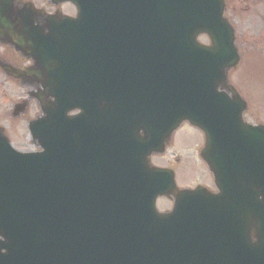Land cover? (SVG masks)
<instances>
[{
	"label": "water",
	"instance_id": "water-1",
	"mask_svg": "<svg viewBox=\"0 0 264 264\" xmlns=\"http://www.w3.org/2000/svg\"><path fill=\"white\" fill-rule=\"evenodd\" d=\"M107 3L119 16L116 47L101 50L102 36L93 37L86 81L85 62L72 58L75 72L59 71L61 36L50 19L0 0V42L33 60L2 68L36 88L43 113L30 123L40 153L15 151L0 129V264H264V125L243 121L246 102L228 81L240 58L224 0H93L92 12ZM72 109L78 116L68 117ZM184 120L203 131L216 199L234 216L229 226L215 215L190 222L172 239L162 216L123 215L142 212L147 196L152 207L158 194L181 193L171 175L158 182L162 170L152 169L148 185L132 166L149 168L148 156ZM113 142L126 176L106 169Z\"/></svg>",
	"mask_w": 264,
	"mask_h": 264
},
{
	"label": "rangeland",
	"instance_id": "rangeland-1",
	"mask_svg": "<svg viewBox=\"0 0 264 264\" xmlns=\"http://www.w3.org/2000/svg\"><path fill=\"white\" fill-rule=\"evenodd\" d=\"M254 1L257 4L253 6L252 15H250L251 11H249L250 16L247 20L244 17L245 13L238 8L245 7L249 0H240L239 3L235 2V9L233 0H228V6L225 11L229 21L235 24L237 44L245 57V62L242 63L244 65H241L237 70V74L233 71L229 72V81L235 84L239 93L246 99L248 108L243 116L248 123L264 122V4L260 0ZM65 10L71 12V14L73 13L72 8L65 7ZM255 38L260 43L259 45ZM198 40L202 43L208 42L206 36H199ZM0 55L11 61L14 60L12 53L1 44ZM15 60L17 61L16 64H23L19 62L18 58ZM32 89L20 85L18 81L6 77L0 71V125L5 127L4 133L8 136L11 143L20 150L34 149V146L29 142L25 124L30 118L40 115V111L33 99L29 101L28 108L19 117H11L10 111L13 104L23 98H27V92ZM202 144L203 134L189 125L182 126L174 133L165 155L167 158L173 157L180 161V164H177V166L179 165L177 167V178L181 183L210 182L207 170L196 157ZM194 147L196 148L194 149ZM155 158L153 159L154 162L163 163L165 161L160 157ZM187 171H190L188 175L186 174Z\"/></svg>",
	"mask_w": 264,
	"mask_h": 264
},
{
	"label": "flooded vegetation",
	"instance_id": "flooded-vegetation-1",
	"mask_svg": "<svg viewBox=\"0 0 264 264\" xmlns=\"http://www.w3.org/2000/svg\"><path fill=\"white\" fill-rule=\"evenodd\" d=\"M32 1H33V3L35 4V6L44 8V10L46 11V14H52V13H54V12H61V13L65 14V15H72L71 12H68V11L65 10V7L71 8V6L68 5L67 3H61V4H57V5H51L50 3H48V2H44V1H41V0H32ZM239 1H240V0H233V2H234V9L236 8V6H235V2H238V3H239ZM245 1H247V0H245ZM260 1H261L262 4H264V0H260ZM38 3H39V4H38ZM254 4H257V2L254 1V0H249V2L246 4L247 6L245 5V7H239V8H238V9H241L242 12L245 13V16H244V17L246 18L245 20H247L248 17H249L250 15H252ZM239 5H240V4H239ZM249 11H251V14H250V15H249ZM234 25H235V24H234ZM256 38H257V37H256ZM256 38H255V41L257 42ZM7 50H8V49H7ZM9 51H10V50H9ZM10 52L12 53V55H13V57H14V60L12 59L13 61H11V60L5 58L4 56H2V58H3L4 60H6V61L12 63L13 65L20 66V67L23 66V65H28V64H30V62H29L28 60L23 61L22 58H21V56H19V54H17V53H13L12 51H10ZM6 57H7V56H6ZM17 58H18L19 62H21V63H23V64H21V65L16 64L17 61H16L15 59H17Z\"/></svg>",
	"mask_w": 264,
	"mask_h": 264
}]
</instances>
